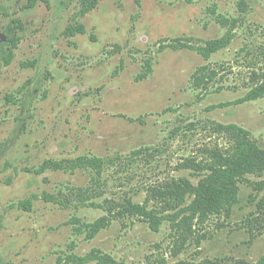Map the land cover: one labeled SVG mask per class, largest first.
I'll return each instance as SVG.
<instances>
[{
  "label": "rangeland",
  "instance_id": "374dc122",
  "mask_svg": "<svg viewBox=\"0 0 264 264\" xmlns=\"http://www.w3.org/2000/svg\"><path fill=\"white\" fill-rule=\"evenodd\" d=\"M84 1L27 8V0H0V264H58L94 250L117 264H260L258 174L238 183L239 204L185 227L165 221L154 232L125 218L89 241L72 220L95 222L127 199L160 205L155 192L182 178L198 185L205 172L182 166L208 163V150L232 146L216 131L220 124L248 130L264 149V98L208 110L245 97L263 77L264 0H100L81 16ZM221 17L237 20L226 49L207 60L172 48L221 39L228 32ZM78 24L85 34L64 35ZM206 65L219 75L199 100L192 75ZM83 156L119 161L99 173L36 174L47 160L67 164ZM28 200L30 211L21 206Z\"/></svg>",
  "mask_w": 264,
  "mask_h": 264
},
{
  "label": "trees",
  "instance_id": "16d2710c",
  "mask_svg": "<svg viewBox=\"0 0 264 264\" xmlns=\"http://www.w3.org/2000/svg\"><path fill=\"white\" fill-rule=\"evenodd\" d=\"M42 0H27V8L34 7ZM47 2V0H43ZM100 0H85L80 11L81 16H85L96 8ZM192 2L193 0H187ZM243 4V3H242ZM244 6V5H243ZM237 20L226 17L220 18V23L226 27L228 32L219 40L207 43L205 47H192L185 43L172 45V48H190L196 50L205 59H209L213 54L226 49L234 40L233 31ZM17 23V22H16ZM21 28V27H20ZM78 34H85L83 25L69 26L64 35L73 37ZM20 38L13 41L14 47L17 46ZM170 48L166 46L165 48ZM14 53L10 52L6 57V64L10 65L14 59ZM27 66H33L27 65ZM152 72L149 67L148 75ZM219 75V71L210 69L209 66L199 67L192 75L194 88L201 90L198 93V99L202 100L209 93L208 82L214 80ZM145 75L143 78H146ZM264 98V75L261 77L246 94L234 102L213 105L208 108L209 111L222 109L229 106H237L249 101H255ZM216 131L227 135L232 146L226 150H208L211 161L205 164H197L188 160L182 168L193 169L197 172H205V177L201 179L198 185L193 184L189 179L182 178L173 184L155 192L156 200L162 204L149 207V203H135L132 199H127L122 203L114 204L112 207L105 209L108 214L100 217L92 223H82L80 219L72 220L75 232L79 235L85 233L86 240H93L100 232L110 227L114 220L134 218L149 225V228L158 232L161 225L165 222H171L172 228L186 226L194 220L205 221L212 215L221 214L239 204L240 196L238 183L246 180L250 174L264 176V149L261 148L254 140L250 138V132L238 125H218ZM142 150L134 152V155H140ZM119 161V157L103 160L96 157H79L75 160L54 161L47 160L41 167L36 170V174L41 175L47 170H71L89 169L91 171L101 172L107 166H113ZM92 187V186H91ZM84 190V193L92 188ZM254 188L257 192L264 191V180L255 183ZM83 193V192H82ZM188 199L190 202L188 203ZM45 200L48 202H57L53 195H46ZM61 203L60 201H58ZM188 203V204H187ZM85 206L102 209L101 204L94 202L83 203ZM23 209L30 211L32 208L31 200L21 203ZM258 207L264 215V196L258 202ZM173 211V213H169ZM192 230V229H191ZM102 253L94 250L86 257L70 256L66 260L60 259L58 264H87L91 261H97L99 264H117L109 256H100ZM260 264H264V257Z\"/></svg>",
  "mask_w": 264,
  "mask_h": 264
}]
</instances>
